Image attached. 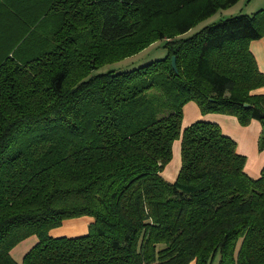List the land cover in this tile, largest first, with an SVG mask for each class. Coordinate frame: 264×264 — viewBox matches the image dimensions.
<instances>
[{
	"label": "trees",
	"instance_id": "1",
	"mask_svg": "<svg viewBox=\"0 0 264 264\" xmlns=\"http://www.w3.org/2000/svg\"><path fill=\"white\" fill-rule=\"evenodd\" d=\"M237 1L0 0V264H264V165L249 176L215 122L182 127L194 101L260 121L264 147V9L185 36ZM158 41L163 58L105 68ZM81 216L86 234L50 235Z\"/></svg>",
	"mask_w": 264,
	"mask_h": 264
},
{
	"label": "crops",
	"instance_id": "2",
	"mask_svg": "<svg viewBox=\"0 0 264 264\" xmlns=\"http://www.w3.org/2000/svg\"><path fill=\"white\" fill-rule=\"evenodd\" d=\"M250 49L256 58L259 69L264 74V37L256 39V40H252L250 42ZM256 92L264 93V86L258 88ZM183 109H184V114L188 112V116L190 117V119L186 121L185 115L183 116V121H182L183 128L199 119L216 122L220 124L222 131L226 135L232 137L233 139H236L237 151L243 155H247L248 158L246 160L245 167H244L245 172L253 178H256L260 175L261 169L264 165V149L263 151L259 153L257 152V148H256L257 145H255V143H258V140L256 136L251 137L252 142L254 143H253L252 148H250L251 145L249 142H247L248 135L250 137V134L246 131V128H245L246 126H244L243 129L239 127L237 122H235L234 117H231V115H226V114H221V113L202 114L199 106L194 101L187 102L184 105ZM229 122L231 123V125H229ZM253 122H256V121L255 120L251 121V123L254 124L253 129H252L253 134L259 135L258 134V124L259 123L258 122L253 123ZM245 133L247 135V138L245 136ZM175 142L173 146H175ZM179 143H180V140H179ZM178 148H179V145H178ZM169 163L166 165V167L162 171V176L167 181L173 182L176 179L178 175V171L180 169L178 167L177 170L169 169L168 171H166L167 167L169 166ZM92 221H93V218L90 216L70 218V219L65 220L62 223V225L51 229L49 233L53 237H59V236L74 237V236L84 235L88 232V226ZM37 240H38L37 237L33 235L19 242L11 250L12 257L16 261L21 262L24 254L37 242ZM191 264H194V263L192 262Z\"/></svg>",
	"mask_w": 264,
	"mask_h": 264
},
{
	"label": "rangeland",
	"instance_id": "3",
	"mask_svg": "<svg viewBox=\"0 0 264 264\" xmlns=\"http://www.w3.org/2000/svg\"><path fill=\"white\" fill-rule=\"evenodd\" d=\"M263 9H264V0H238L235 4H232L227 8L219 9L216 13H214L211 16H209V17L201 20L200 22H198V24H196L191 30H189L187 33H185V36H190V35L196 33L197 31H199L202 27L209 25V24L221 22V21L225 20L226 18L236 16L239 14L253 15L257 11L263 10ZM160 43H161V41H158V42L154 43L153 45L149 46L148 48H146L145 50L141 51L139 54H137L133 57H130V58H126L122 61L109 64V65L105 66V68H114L117 70H127V69H131L133 67L139 66L143 62L149 60L150 58H152V59L163 58L166 55L167 51L164 47L158 46ZM137 57H143V58H139L138 60L134 61L135 59H137ZM257 93H262V92H257ZM184 115H185L186 121H188L190 119V117L188 116V112ZM226 115H228V114H226ZM231 117H234V120H235V122H237L239 127H241L242 129L244 128V126L240 124V122L236 116L231 115ZM253 120H255V119H253ZM251 121L248 124V126L246 125V127H245L246 131L250 134V137L248 135L247 142L250 143V145H251L250 148H252L254 142H252L251 137L256 136L258 143H255V145H257L256 148H257V152L259 153V152L263 151V149H264V147L260 148V144H259L263 127H262V123L260 121L255 120L256 122L259 123L258 124V134L259 135L253 134L252 129H253L254 124H252ZM256 122H253V123H256ZM218 125L221 127L220 124H218ZM229 125H231L230 122H229ZM245 136L247 138L246 133H245ZM234 140L236 141V139H234ZM177 141L175 142V146H173V148H172V152H173L172 159H171L169 166L167 167L166 171H168L169 169L170 170L171 169L177 170L178 167H179V169L181 167L180 143H179V140H177ZM178 145H179V148H178ZM245 156H246V160H247L248 157H247V155H245ZM217 262H218V256L214 259L212 264H217Z\"/></svg>",
	"mask_w": 264,
	"mask_h": 264
},
{
	"label": "water",
	"instance_id": "4",
	"mask_svg": "<svg viewBox=\"0 0 264 264\" xmlns=\"http://www.w3.org/2000/svg\"><path fill=\"white\" fill-rule=\"evenodd\" d=\"M172 66L175 70L177 69L175 56L172 57ZM246 106H248V104H246Z\"/></svg>",
	"mask_w": 264,
	"mask_h": 264
}]
</instances>
